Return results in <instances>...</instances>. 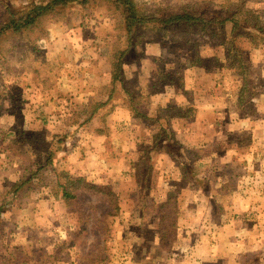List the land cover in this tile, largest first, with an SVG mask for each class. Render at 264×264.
<instances>
[{
  "label": "rangeland",
  "instance_id": "1",
  "mask_svg": "<svg viewBox=\"0 0 264 264\" xmlns=\"http://www.w3.org/2000/svg\"><path fill=\"white\" fill-rule=\"evenodd\" d=\"M34 1L40 0H0V28L8 8ZM134 1L147 13L190 6L206 17L237 14L239 22L258 16L264 27V0ZM118 21L116 10L99 0L47 17L44 32L2 41L0 205L20 172L36 170L52 152L58 171L116 191L121 213L106 219L105 245V237L92 230L98 211L89 202L95 203V196L80 197L71 207L52 206L59 200L38 179L29 194L23 195L28 186L19 193L20 201L9 197L0 224V264H221L226 257L206 261L191 254L192 247L203 249L207 242L219 252L240 244L227 263L238 257L244 264H264L263 254H244L246 236L256 232L254 222L262 211L256 204L263 201H253L264 198L254 192L264 185L261 177L244 158L230 162L227 156L233 155L220 139L214 149L202 145L212 139L204 138L207 129L199 125L232 124L254 115L249 106L237 107L243 81L229 55L239 49L251 76L264 78V39L258 40L261 48L253 49L250 29H234L231 23L211 35L202 24H193L167 32L143 30L131 45ZM119 50L126 51L124 73L115 90L110 73ZM223 98L235 104L223 115L188 110L191 100L220 104ZM102 103L105 107L97 105ZM191 124H197L196 141L189 136ZM208 134L222 136L221 131ZM45 176L53 178L52 171ZM177 189V235L170 250H160L157 242L146 243L160 222L155 205ZM84 220L88 227L80 234Z\"/></svg>",
  "mask_w": 264,
  "mask_h": 264
},
{
  "label": "trees",
  "instance_id": "2",
  "mask_svg": "<svg viewBox=\"0 0 264 264\" xmlns=\"http://www.w3.org/2000/svg\"><path fill=\"white\" fill-rule=\"evenodd\" d=\"M96 1L99 0H40L39 2H32L25 8H8L6 20L0 28V49L2 48V41L4 38L18 37L20 39H25L26 37L29 38L33 33L44 32L42 25L47 17H55L64 14L75 6L88 8L92 2ZM102 1L107 2L116 10L119 20L118 28L125 32L127 42L131 45H133L136 35L143 30H160L167 32L171 29H174V27L202 24L207 32H209L211 35H214L216 30H220V28H224L226 25L232 23L234 29H239L242 27L250 29L252 33L251 36H249V43L253 49L262 47V45H258V40L264 39V27L261 25L258 16H253L250 18L252 21L244 20L239 22L237 14L233 15L231 18H222L218 16L206 17L204 14L194 11L192 8H190V6H184V8L178 11L169 12L168 10L170 9L164 10L163 14H159L157 12H144L134 0ZM125 52L126 51L123 50L117 51L114 55V60L112 59V71L110 76L112 85L115 86V90L117 85L123 79V59ZM229 56L231 58V66L235 69V73L243 81L240 92V98L243 100L251 93V68L244 59V54L240 52L239 49L234 48ZM110 88H112V86H110ZM114 91L108 96L110 100L112 98V94H114ZM97 105L99 107H105L106 104L102 103ZM95 110L96 109H94V111ZM46 157L47 159L45 158L44 164L37 163L38 167L36 170L32 171L30 168L23 170L20 180L12 185L11 190L6 192V196L0 205V224L2 222L4 213L8 212L10 195H12L11 198L20 201L19 193H21V191L24 190L26 186H28V188L23 191V195L25 196L29 194L31 188L39 185L36 181H39L38 179H40L41 182L43 181V185L49 187L52 195L57 200L64 202L69 207H71L74 202L79 200L80 197L90 198L88 196H95L97 198L95 203L89 202V205L92 206V210H95V212L96 210L98 211L96 212L98 220L92 230H97L98 236L100 235L101 237H105L103 241L106 245L110 231L108 223H106V219L117 217L121 213L120 197L118 193L108 187L94 185L88 182L85 177H76L70 173L60 172L54 168L53 153L50 152ZM46 170L52 171L53 178L51 176H45ZM179 194L180 190L178 189L175 191H170L164 202L155 205L160 210L158 213L160 222L156 225V228H154L152 232L153 240L150 241L146 239V243H148L150 246H152V242H157L158 248L160 250L167 251L173 247L179 225L177 220V199ZM21 207L22 206H20V208ZM169 218L173 220H170ZM81 225L82 229L80 234H83L85 233V230H87L88 226L86 225L85 220L81 222ZM93 235L96 236V233ZM62 248L63 244L59 247L58 254L62 252ZM53 257L60 258V256ZM93 262L94 261H92V263Z\"/></svg>",
  "mask_w": 264,
  "mask_h": 264
},
{
  "label": "crops",
  "instance_id": "3",
  "mask_svg": "<svg viewBox=\"0 0 264 264\" xmlns=\"http://www.w3.org/2000/svg\"><path fill=\"white\" fill-rule=\"evenodd\" d=\"M255 79H260V81H258L260 84H258V82L255 83L254 81ZM263 79H264L263 76H251V81H252L251 93L249 96L245 97L243 100L240 98L239 103L237 105V107L240 109H243L249 106L251 109H253V111H255L254 115H252L251 117H246L250 120V122H246L245 121L246 118H244L240 121L237 120L232 124H218L219 123L218 121L215 122V124H199L201 127L207 129L204 138L208 137L212 139L210 140V142H208V140L206 139L205 140L203 139L204 142H202L203 143L202 145H206L207 147L212 146V148L214 149V144L215 145L218 144L216 140L220 139V143H221L220 145L221 146L226 145V152L228 153V155H233V156H227L231 158L230 162H233L235 160H240V159L242 160L243 158L250 161L254 165V172H253L254 175L256 177H261L262 184H264V180H263L264 179V83H261ZM219 101H220V104H211L207 102L206 99H202V101L201 100H197V101L191 100L187 104L188 110L190 113L193 111L194 112L197 111L201 113L217 112L218 114L223 115L226 112L225 110H228L229 108H232L235 105L233 103V106H232L231 101L229 104H225V101H228V100L224 98ZM256 103L260 104L256 106L257 109L255 107ZM173 107H178V105L173 106ZM238 119H241V118H238ZM196 125L197 124H191L190 128H192V131L190 132L189 136H191L195 132ZM209 131H215V132L221 131L222 136H215V139H214V137H210V135L208 134ZM192 140L196 141V134L192 135ZM194 141H192V145H196V142ZM232 169L237 170L236 172L237 174L235 178L238 179V177L241 176V174H239L238 172L239 170L237 169V167H234V166ZM21 174L22 172H20L18 180L16 182L20 180ZM233 174H234L233 172L228 173V175L226 173L224 174V177L233 176ZM224 186L227 189V184ZM224 186H221V188H223ZM237 189H240V188H236L235 193L238 192ZM258 189H259L258 191H254L256 192L255 195H257V193L259 194V196H261V193L264 194V185H262ZM228 200L229 198L227 199V201ZM258 200L263 201V202H259V204H256L257 208L259 210L262 209V211H260L259 214L256 216L257 219L254 222L256 232L250 235L248 234L246 236V239L248 240H246L245 247L247 249L244 252L245 255H247L248 252L250 251L253 252L255 250L256 252L254 253L259 252L260 254H263L264 256V232H261V231H264V213H263L264 212V198L256 197L253 199L254 202ZM241 201L242 199L239 200V202ZM59 202H62V201L59 200ZM59 202L51 201L52 206H54V204L58 206L59 205L62 206L63 204L65 205L64 202L62 203H59ZM235 237L241 238V236H239L237 233L235 234ZM220 239L221 240L224 239V236H220ZM212 246H213V243L207 242L204 245L203 249L197 250L195 248L193 249L192 247L191 254H193V256L197 254H201L202 256L206 258L205 259L206 261H212L210 258L212 257L215 258V256L219 255L220 258L226 257L225 259H221L222 260L221 264H230V263H227L229 260L228 258H232V254L239 253V248L237 247H240V244H234L235 247H232L231 245H227L225 249L220 250L221 254H219L220 253L219 251H214L212 249ZM234 248L238 249V251H236ZM1 255L2 254L0 253V257ZM242 259L243 258L240 259L237 257L236 261L233 264H244V260ZM260 261L262 262V260ZM194 264H197L196 261Z\"/></svg>",
  "mask_w": 264,
  "mask_h": 264
}]
</instances>
